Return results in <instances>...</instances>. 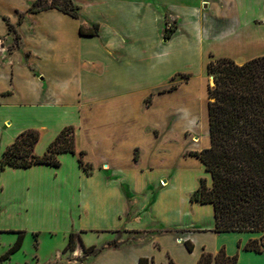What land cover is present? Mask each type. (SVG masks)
<instances>
[{
    "label": "crops",
    "instance_id": "1",
    "mask_svg": "<svg viewBox=\"0 0 264 264\" xmlns=\"http://www.w3.org/2000/svg\"><path fill=\"white\" fill-rule=\"evenodd\" d=\"M34 1L0 0V230L37 236L38 248L50 243L53 259L70 233L86 246L121 231L144 235L81 264H197L221 248L238 255L235 264H264V249H246L258 233L214 231V205L191 199L208 172L181 153L191 141L184 128L202 135L196 146L210 137L196 76L204 54L237 63L263 55L264 0H73L78 18L28 12ZM166 19L177 23L170 38ZM95 24L97 34L80 32ZM66 126L88 169L70 151L59 166L1 167L21 132H40L42 155Z\"/></svg>",
    "mask_w": 264,
    "mask_h": 264
},
{
    "label": "trees",
    "instance_id": "2",
    "mask_svg": "<svg viewBox=\"0 0 264 264\" xmlns=\"http://www.w3.org/2000/svg\"><path fill=\"white\" fill-rule=\"evenodd\" d=\"M57 8L75 18L79 17V6L73 0H35L28 12H39ZM9 29L15 32L9 23ZM165 38L171 37L166 27ZM82 34L95 35L98 24L91 29L83 25ZM207 74L214 79L208 85V117L210 145L195 151L211 176V185L201 178L199 187L192 193V201L212 203L215 211L216 232H251L259 237L250 239L246 249L260 252L264 249V54L244 63L231 57H215L210 54ZM189 79L190 73H180ZM173 85L171 89H175ZM40 139L37 129L21 132L3 152L1 167L28 168L35 164L59 166L58 155L65 151L79 154L84 168L83 151L77 152L74 126H66L49 144L47 150L38 155L35 147ZM138 155H136V158ZM17 234L16 241L1 255L5 261L19 251L24 242V230H0ZM36 233L35 235H37ZM76 233L69 234L68 246ZM189 250L193 249L190 242ZM102 248L95 245L84 251L97 254ZM238 255H227L224 248L217 254L203 253L197 264H235ZM139 264H148L141 258ZM167 264H177L170 259Z\"/></svg>",
    "mask_w": 264,
    "mask_h": 264
},
{
    "label": "rangeland",
    "instance_id": "3",
    "mask_svg": "<svg viewBox=\"0 0 264 264\" xmlns=\"http://www.w3.org/2000/svg\"><path fill=\"white\" fill-rule=\"evenodd\" d=\"M166 26L172 33L175 31V27L177 26L176 22H173L171 19H166ZM18 39L15 35L11 38V48H14L17 46ZM210 54L213 53H205L204 59H207L208 61L211 59ZM215 57L217 54H213ZM204 59L201 58V66H203ZM207 63L205 64L207 66ZM206 66L203 70V72L200 74L199 71L196 72L197 78L202 77L204 81V89H205V102L207 105V114H208V85L209 82L212 81L210 75L207 74ZM195 76V74H194ZM183 81H185L183 79ZM209 81V82H208ZM181 82L180 78H177L176 84H179ZM213 82V81H212ZM214 83V82H213ZM213 85V84H212ZM162 89L168 90L171 89V85H167L163 87ZM201 116V115H200ZM202 117V116H201ZM183 135L186 138H189L191 140L186 146L183 147V150L181 151L183 157L189 158V157H197L194 155L195 151H200L210 145V137L208 139V143L196 146L193 143V137L202 135L198 133H194L191 131L189 127L184 128ZM205 136V132H204ZM206 137V136H205ZM178 141V137L174 136L171 137V140L169 141V144L175 143ZM198 158V157H197ZM201 177H205L207 179L208 185H211V176L210 173H202ZM188 178L184 177V181L186 182ZM97 234V232L95 233ZM144 235L142 233H135V232H119L117 237L113 240L108 241H102L99 242V239H94L93 244L96 246V249L102 248L104 249L107 246H115V245H121V244H127L129 242L135 241L139 238H142ZM259 236V234H258ZM26 237V236H25ZM37 236H32L28 238H24V243L22 248L17 251L16 253L12 254L11 257L5 261L0 260V264H81L85 262V260L90 259L94 255V251H84V246H86L80 235L76 234L73 238L72 244L68 246L69 243V237L67 238V241L62 244L59 248L58 252H55V258H51L50 255H52L51 251H54V247L50 245V243H42L40 248H38V241ZM17 234L15 233H0V257L2 254H4L8 248L16 241ZM47 260V261H46Z\"/></svg>",
    "mask_w": 264,
    "mask_h": 264
},
{
    "label": "water",
    "instance_id": "4",
    "mask_svg": "<svg viewBox=\"0 0 264 264\" xmlns=\"http://www.w3.org/2000/svg\"><path fill=\"white\" fill-rule=\"evenodd\" d=\"M211 79H212V81L214 82V79H213V77H211Z\"/></svg>",
    "mask_w": 264,
    "mask_h": 264
},
{
    "label": "bare ground",
    "instance_id": "5",
    "mask_svg": "<svg viewBox=\"0 0 264 264\" xmlns=\"http://www.w3.org/2000/svg\"><path fill=\"white\" fill-rule=\"evenodd\" d=\"M214 84L213 82H211V85ZM195 138V137H194Z\"/></svg>",
    "mask_w": 264,
    "mask_h": 264
}]
</instances>
